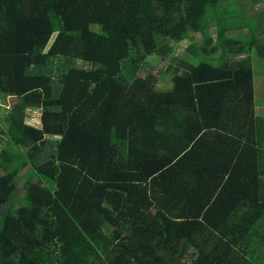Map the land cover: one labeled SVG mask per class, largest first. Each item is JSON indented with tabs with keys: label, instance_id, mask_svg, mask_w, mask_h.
<instances>
[{
	"label": "trees",
	"instance_id": "trees-1",
	"mask_svg": "<svg viewBox=\"0 0 264 264\" xmlns=\"http://www.w3.org/2000/svg\"><path fill=\"white\" fill-rule=\"evenodd\" d=\"M246 11L238 0H0V97L17 100L0 150V264H185L192 250L190 264H264L252 65L255 54L264 68V14ZM196 34L204 44L190 50L219 64L169 65V91L139 76L148 56ZM27 109L42 110V128Z\"/></svg>",
	"mask_w": 264,
	"mask_h": 264
},
{
	"label": "rangeland",
	"instance_id": "rangeland-1",
	"mask_svg": "<svg viewBox=\"0 0 264 264\" xmlns=\"http://www.w3.org/2000/svg\"><path fill=\"white\" fill-rule=\"evenodd\" d=\"M237 0H235L236 2ZM238 3H242L244 8H247V15H263L264 14V0H238ZM229 3H227L228 5ZM235 11V6L232 5L230 7ZM217 20V19H216ZM225 23L233 28H237L236 30L231 31L233 37H242L245 38L249 37L251 35L248 28L239 29L241 25L240 20H234V21H227L224 20ZM260 21L253 20V28H257L260 26ZM93 29L98 31V27L94 26ZM213 39H216L217 35V27L214 26L211 29ZM253 35L252 37H254ZM53 42V39L51 40V43ZM192 44H196L197 47L204 44V39L200 34H196L191 40H187L182 42V44H179L178 50L175 55L168 56L166 58H160L157 55H150L146 58L145 63L148 65H145L142 67V69L139 72V76L145 77L149 73H152L157 78V84L158 89L162 91H169L171 90L173 86L172 82V72H169L168 74H163L164 71L167 70V67L169 65H175V67H178L180 60H187L188 62H191L195 65H198L202 61H206L213 64H219L221 62L220 56L217 54L216 56H205L206 54L202 51L199 52L200 56L198 57L196 53H193L192 50H190V46ZM198 52V51H195ZM193 55L191 56V54ZM202 53V54H201ZM247 55L241 56V57H248L249 53H246ZM231 60H237L231 58ZM230 60V61H231ZM252 65L255 72V102H256V110L258 115H264V68H263V62L262 60L255 54L252 56ZM78 67H84L86 64L82 61H77ZM128 76L129 74L126 73ZM1 96V95H0ZM14 99L10 98H1L0 97V150L5 146L7 142V137L2 134V131L6 130L7 127V115L10 113L12 109V105L15 103ZM26 123L28 125L34 126L36 128H42L41 124V116L42 111L41 109H27L26 110ZM25 151V149H23ZM24 177L21 176L17 179L16 182V193H15V199L12 202H10L6 209L9 208L10 211L14 212L16 209H18L20 206L23 205L20 198L22 199L24 195ZM51 189L53 188L52 183L48 184ZM20 200V201H19ZM197 256L196 251H190L187 256L183 259V262L185 264H190L195 260Z\"/></svg>",
	"mask_w": 264,
	"mask_h": 264
},
{
	"label": "clouds",
	"instance_id": "clouds-1",
	"mask_svg": "<svg viewBox=\"0 0 264 264\" xmlns=\"http://www.w3.org/2000/svg\"><path fill=\"white\" fill-rule=\"evenodd\" d=\"M9 98V97H8ZM1 106H3L2 104H0ZM42 111V110H41Z\"/></svg>",
	"mask_w": 264,
	"mask_h": 264
},
{
	"label": "crops",
	"instance_id": "crops-1",
	"mask_svg": "<svg viewBox=\"0 0 264 264\" xmlns=\"http://www.w3.org/2000/svg\"><path fill=\"white\" fill-rule=\"evenodd\" d=\"M10 99H12V98H10Z\"/></svg>",
	"mask_w": 264,
	"mask_h": 264
}]
</instances>
